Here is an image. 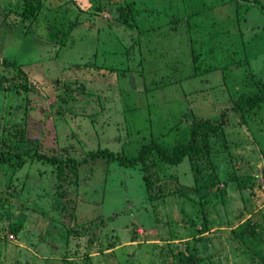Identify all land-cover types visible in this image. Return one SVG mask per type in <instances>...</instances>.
I'll use <instances>...</instances> for the list:
<instances>
[{
  "label": "rangeland",
  "instance_id": "obj_1",
  "mask_svg": "<svg viewBox=\"0 0 264 264\" xmlns=\"http://www.w3.org/2000/svg\"><path fill=\"white\" fill-rule=\"evenodd\" d=\"M260 82L264 0H0V264H264Z\"/></svg>",
  "mask_w": 264,
  "mask_h": 264
},
{
  "label": "trees",
  "instance_id": "obj_2",
  "mask_svg": "<svg viewBox=\"0 0 264 264\" xmlns=\"http://www.w3.org/2000/svg\"><path fill=\"white\" fill-rule=\"evenodd\" d=\"M133 12V11H132ZM259 102H264V82L259 83V88L251 92H240L236 99L234 100V107H241L242 104H256ZM222 125V121L211 123L208 120H191L188 125V139L185 142L175 143L170 150L165 149L159 142L155 140L148 141L139 146L136 154L132 157H124L120 155H114L111 151L106 148H98L93 151L86 153L85 158H96V157H110L115 160L120 165L123 166H133L136 163H142L145 157L154 153L159 160L164 161L169 164H176L180 162L183 157L191 155L196 147L197 141V131L203 130L204 134H207L208 131L217 130ZM38 158L45 159L51 163L58 164L61 160L53 156H43L38 154ZM67 161V160H65ZM81 161H84L81 160ZM69 162V161H68ZM16 163H20L18 159Z\"/></svg>",
  "mask_w": 264,
  "mask_h": 264
},
{
  "label": "built area",
  "instance_id": "obj_3",
  "mask_svg": "<svg viewBox=\"0 0 264 264\" xmlns=\"http://www.w3.org/2000/svg\"><path fill=\"white\" fill-rule=\"evenodd\" d=\"M8 236H9V237H11L12 235H11V234H9Z\"/></svg>",
  "mask_w": 264,
  "mask_h": 264
}]
</instances>
